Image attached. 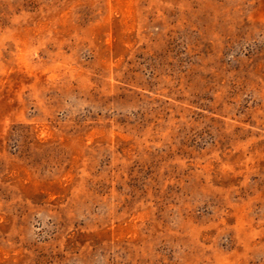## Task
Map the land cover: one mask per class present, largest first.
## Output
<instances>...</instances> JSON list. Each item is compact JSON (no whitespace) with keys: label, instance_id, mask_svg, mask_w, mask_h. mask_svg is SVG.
<instances>
[{"label":"rangeland","instance_id":"rangeland-1","mask_svg":"<svg viewBox=\"0 0 264 264\" xmlns=\"http://www.w3.org/2000/svg\"><path fill=\"white\" fill-rule=\"evenodd\" d=\"M0 264H264V0H0Z\"/></svg>","mask_w":264,"mask_h":264}]
</instances>
